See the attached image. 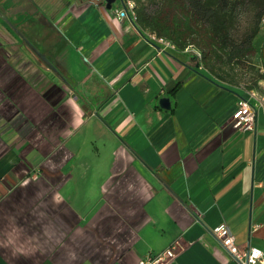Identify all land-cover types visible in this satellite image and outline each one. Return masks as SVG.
I'll use <instances>...</instances> for the list:
<instances>
[{
	"label": "crops",
	"instance_id": "crops-1",
	"mask_svg": "<svg viewBox=\"0 0 264 264\" xmlns=\"http://www.w3.org/2000/svg\"><path fill=\"white\" fill-rule=\"evenodd\" d=\"M105 4L0 0V264H138L174 243L173 264H236L212 228L264 246V107L250 129L232 117L264 80L221 79Z\"/></svg>",
	"mask_w": 264,
	"mask_h": 264
},
{
	"label": "trees",
	"instance_id": "trees-1",
	"mask_svg": "<svg viewBox=\"0 0 264 264\" xmlns=\"http://www.w3.org/2000/svg\"><path fill=\"white\" fill-rule=\"evenodd\" d=\"M133 1V22L138 30L164 36L181 50L197 48L202 53L197 61L217 77L237 82V65L252 62L264 0ZM250 67L253 75L245 85L248 89L264 80V58L260 66Z\"/></svg>",
	"mask_w": 264,
	"mask_h": 264
},
{
	"label": "built area",
	"instance_id": "built-area-1",
	"mask_svg": "<svg viewBox=\"0 0 264 264\" xmlns=\"http://www.w3.org/2000/svg\"><path fill=\"white\" fill-rule=\"evenodd\" d=\"M124 7L117 8L118 16L129 15L131 20L135 19L134 1L122 0ZM145 35L151 42L160 46L161 49H176V45L164 36L157 35L155 32L146 30ZM185 51H192L197 58H201L200 50L193 46H187ZM250 97L256 100L252 103L249 99L242 98L238 101L236 110L233 112V125L238 129H250L255 124V116L259 106L264 107V94L260 95L255 90H250ZM258 224H253L252 228L256 229ZM213 233L220 240L222 245L228 250L236 264H264V246H248L241 248L235 241V236L230 230L227 223L222 222L212 228ZM177 243L171 244L163 250L149 252L142 256L138 264H173L177 253Z\"/></svg>",
	"mask_w": 264,
	"mask_h": 264
},
{
	"label": "rangeland",
	"instance_id": "rangeland-1",
	"mask_svg": "<svg viewBox=\"0 0 264 264\" xmlns=\"http://www.w3.org/2000/svg\"><path fill=\"white\" fill-rule=\"evenodd\" d=\"M114 5H120L121 8L124 7V3L122 0H116L113 3ZM261 32L260 34L256 37L255 45H256V53L252 57V62H245L242 64L237 65V75L236 79L240 81L242 84L246 85L248 80L251 78L253 75L252 69H251V64L255 65H261L262 64V59L264 58V18L261 21Z\"/></svg>",
	"mask_w": 264,
	"mask_h": 264
},
{
	"label": "water",
	"instance_id": "water-1",
	"mask_svg": "<svg viewBox=\"0 0 264 264\" xmlns=\"http://www.w3.org/2000/svg\"><path fill=\"white\" fill-rule=\"evenodd\" d=\"M105 1V5H106V7L107 8H111L112 7V4L114 3V1H116V0H104ZM44 57V56H43ZM45 58V57H44ZM46 59V58H45ZM159 103H160V105H161V107H163V108H166V109H169L170 107H171V102H170V98L169 97H166V96H164V97H161L160 99H159Z\"/></svg>",
	"mask_w": 264,
	"mask_h": 264
}]
</instances>
